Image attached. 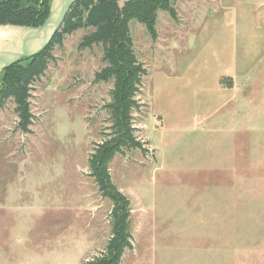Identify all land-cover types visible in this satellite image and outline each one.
Listing matches in <instances>:
<instances>
[{"label":"rangeland","instance_id":"obj_1","mask_svg":"<svg viewBox=\"0 0 264 264\" xmlns=\"http://www.w3.org/2000/svg\"><path fill=\"white\" fill-rule=\"evenodd\" d=\"M173 7L175 21L158 12L155 41L128 25L146 69L133 126L148 152L109 165L131 209L121 264H263L264 0ZM88 32L51 52L28 133L12 101L0 104V264H83L109 238L111 203L87 158L109 125L112 84L94 82L105 64L101 46L79 48ZM12 78L1 72L0 87Z\"/></svg>","mask_w":264,"mask_h":264},{"label":"trees","instance_id":"obj_2","mask_svg":"<svg viewBox=\"0 0 264 264\" xmlns=\"http://www.w3.org/2000/svg\"><path fill=\"white\" fill-rule=\"evenodd\" d=\"M118 1L77 0L39 53L2 71L12 72L13 78L0 87V104L12 101L17 127L22 133H28L32 124L31 88L45 73L53 49L62 44L65 36L79 30H89L81 38L80 49L101 46L105 66L94 74V82L112 84L110 101L105 105L109 125L89 151L87 175L99 195L111 203L110 231L103 250L86 258L83 264H121L124 252L132 250L129 202L112 183L109 172L116 155L129 150H138L142 155L148 152L133 126V113L140 108L137 95L146 69L134 53L129 22L135 20L143 24L150 39L155 41L158 12H166L174 21L177 17L173 7L177 0H127L122 6ZM49 6L50 0H0V26H40L48 15Z\"/></svg>","mask_w":264,"mask_h":264},{"label":"water","instance_id":"obj_3","mask_svg":"<svg viewBox=\"0 0 264 264\" xmlns=\"http://www.w3.org/2000/svg\"><path fill=\"white\" fill-rule=\"evenodd\" d=\"M77 0H51L44 22L37 27L0 26V73L21 59L39 53L61 27Z\"/></svg>","mask_w":264,"mask_h":264}]
</instances>
